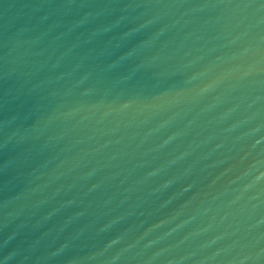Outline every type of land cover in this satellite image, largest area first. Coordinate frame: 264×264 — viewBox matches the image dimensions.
<instances>
[{
	"label": "water",
	"instance_id": "1",
	"mask_svg": "<svg viewBox=\"0 0 264 264\" xmlns=\"http://www.w3.org/2000/svg\"><path fill=\"white\" fill-rule=\"evenodd\" d=\"M0 264H264V0H0Z\"/></svg>",
	"mask_w": 264,
	"mask_h": 264
}]
</instances>
